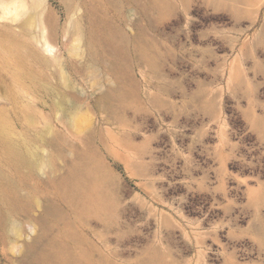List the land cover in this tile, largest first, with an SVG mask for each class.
<instances>
[{
  "label": "rangeland",
  "instance_id": "1",
  "mask_svg": "<svg viewBox=\"0 0 264 264\" xmlns=\"http://www.w3.org/2000/svg\"><path fill=\"white\" fill-rule=\"evenodd\" d=\"M26 2L0 264H264V0Z\"/></svg>",
  "mask_w": 264,
  "mask_h": 264
},
{
  "label": "bare ground",
  "instance_id": "2",
  "mask_svg": "<svg viewBox=\"0 0 264 264\" xmlns=\"http://www.w3.org/2000/svg\"><path fill=\"white\" fill-rule=\"evenodd\" d=\"M0 9H1L0 20H8L12 23H16L25 14L27 16L26 22L29 18V16L27 15V12L29 10V5L27 4L26 0H10L7 4L4 3L3 0H0ZM40 32H41L43 50L45 52H51L53 48V44L50 40L46 38L45 36L46 31L44 28V24L42 22L40 23ZM78 50H82V48L79 47L77 51Z\"/></svg>",
  "mask_w": 264,
  "mask_h": 264
}]
</instances>
